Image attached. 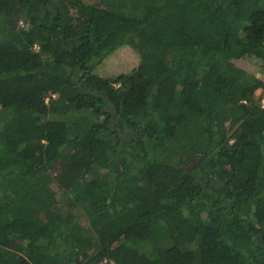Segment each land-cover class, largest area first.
<instances>
[{"label": "trees", "instance_id": "16d2710c", "mask_svg": "<svg viewBox=\"0 0 264 264\" xmlns=\"http://www.w3.org/2000/svg\"><path fill=\"white\" fill-rule=\"evenodd\" d=\"M244 56L264 0H0V264H264Z\"/></svg>", "mask_w": 264, "mask_h": 264}, {"label": "rangeland", "instance_id": "374dc122", "mask_svg": "<svg viewBox=\"0 0 264 264\" xmlns=\"http://www.w3.org/2000/svg\"><path fill=\"white\" fill-rule=\"evenodd\" d=\"M139 60V54L135 49L130 46H124L106 57L103 64L98 67L97 73L105 77H115L136 67ZM234 62L264 80V64L258 59L244 56L234 59ZM261 93L262 90H258L257 97H260Z\"/></svg>", "mask_w": 264, "mask_h": 264}, {"label": "built area", "instance_id": "2783aa9c", "mask_svg": "<svg viewBox=\"0 0 264 264\" xmlns=\"http://www.w3.org/2000/svg\"><path fill=\"white\" fill-rule=\"evenodd\" d=\"M108 263H109V261L107 259H105L102 264H108Z\"/></svg>", "mask_w": 264, "mask_h": 264}, {"label": "water", "instance_id": "95a60500", "mask_svg": "<svg viewBox=\"0 0 264 264\" xmlns=\"http://www.w3.org/2000/svg\"><path fill=\"white\" fill-rule=\"evenodd\" d=\"M198 161V160H197Z\"/></svg>", "mask_w": 264, "mask_h": 264}]
</instances>
